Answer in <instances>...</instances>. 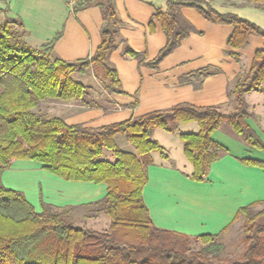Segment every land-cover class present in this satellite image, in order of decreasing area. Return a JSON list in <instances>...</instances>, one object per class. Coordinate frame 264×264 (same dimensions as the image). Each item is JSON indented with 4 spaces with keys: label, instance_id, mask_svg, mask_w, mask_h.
<instances>
[{
    "label": "trees",
    "instance_id": "trees-1",
    "mask_svg": "<svg viewBox=\"0 0 264 264\" xmlns=\"http://www.w3.org/2000/svg\"><path fill=\"white\" fill-rule=\"evenodd\" d=\"M210 1L167 0L164 12L155 11L149 28L152 31V20L160 24L165 45L152 60L133 51L121 37L122 22L114 0H79L73 6L74 13L97 7L102 19L97 49L87 59L74 62L53 55L62 33L32 49L25 42L22 22L8 17L7 7L0 9V264H264V210L254 211L264 202L248 204L236 212L232 222L239 218L244 222L243 251L236 260L220 259L223 245L217 241L232 223L219 234L198 237L160 230L153 225L142 199L151 154L165 158L160 146L151 140L155 129L173 132L179 124H197V133L178 135L195 182H204L211 166L228 154L211 139L223 127L247 147L264 153V143L246 122L249 113L244 99L251 92L264 93V45L255 52L249 70L234 79L228 92L235 104L230 114L216 107L197 109L182 104L89 129L67 125L59 117L38 111L45 101L99 107L90 95L91 88L74 81V74L87 76L91 72L107 95H122L116 69L109 62L111 53L122 44L123 57L158 69L193 32L180 14L182 8L196 11L209 23L232 28L226 39V55L234 61L239 60L236 51L247 46L249 37L264 39V30L234 14L218 13ZM246 1L264 10V0ZM216 73L204 68L188 79H195V87H199ZM117 136H126L136 153L120 151L115 144ZM105 151L113 152V162L103 159ZM15 160L39 163L64 181L105 184V196L85 209L87 216H107L108 229L97 232L76 226L73 208L56 209L41 202V212H35L21 192L2 184L3 172ZM239 162L264 170V162ZM192 241H200L202 246L193 250Z\"/></svg>",
    "mask_w": 264,
    "mask_h": 264
},
{
    "label": "crops",
    "instance_id": "crops-1",
    "mask_svg": "<svg viewBox=\"0 0 264 264\" xmlns=\"http://www.w3.org/2000/svg\"><path fill=\"white\" fill-rule=\"evenodd\" d=\"M1 1L0 9L5 5L9 16L22 22L25 42L32 49H39L62 33L53 55L74 62L90 57L100 44L102 19L97 7L74 13L65 0ZM166 1L114 0L122 22L121 37L133 51L145 53L147 60L154 59L165 45L160 24L152 20L151 31L149 23L155 11H165ZM210 4L220 14H234L264 30V10L246 0H212ZM180 14L193 32L158 69L151 70L123 57L121 44L111 53L109 62L116 69L123 94H106L103 104L96 101L99 104L96 108L63 103L65 110L59 118L67 125L97 129L182 104L197 109L216 107L223 114L233 113L235 104L228 92L234 87L235 77L249 70L264 39L249 37L247 46L236 51L239 60L234 61L226 55L230 26L209 23L189 8H182ZM204 68L217 73L195 87L198 82L188 78ZM88 75L80 76L88 78ZM90 78L97 83L92 73ZM79 83L87 86L83 79ZM244 99L249 113L246 122L264 143V93L251 92ZM198 131L196 123L179 124L173 132L153 131L151 140L160 146L165 158L156 152L151 154L152 164L146 168L147 182L142 190L153 225L189 237L219 234L232 223L239 208L264 202V170L239 162L241 159L264 162V153L247 147L226 127L215 131L211 139L228 154L211 166L204 182L190 178L193 168L184 156L178 135ZM115 144L120 151L136 153L126 136H117ZM103 159L113 162V152L105 151ZM1 181L6 188L21 192L38 213L42 202L56 209L73 208L74 216L106 194L105 184L64 181L46 171L43 165L26 160L13 161L3 172ZM82 216L77 222L80 227L93 231L99 227L101 232L108 229L109 219L104 214L91 217L83 212Z\"/></svg>",
    "mask_w": 264,
    "mask_h": 264
},
{
    "label": "rangeland",
    "instance_id": "rangeland-1",
    "mask_svg": "<svg viewBox=\"0 0 264 264\" xmlns=\"http://www.w3.org/2000/svg\"><path fill=\"white\" fill-rule=\"evenodd\" d=\"M1 2L2 1L0 0V3ZM68 2H71V1H68ZM74 3L75 2L72 0L71 5H70L71 8H73ZM3 6H4L3 9H5L6 8L5 5ZM0 7H2V5H0ZM8 17H10L9 14H8ZM90 74L91 72H89L88 78L81 77L78 74H74L72 75V79L76 82H80L83 79L87 87L91 88L90 90L91 97L95 101H97L99 104H103L106 99V93L104 92L103 87L101 85L92 81V79L90 78ZM62 104L63 103L58 102V101H45L40 105L38 111L44 114L45 116L60 117L63 111L65 110L61 106ZM72 104H76V103H72ZM259 210H264V204L259 205L254 209L255 212ZM83 212H86V211H80L76 215H74V221H75L76 226H79L77 222L82 219L81 217H83L82 216ZM243 225H244L243 219L239 218L235 222H232L230 227L217 239V241L223 245V251L220 255V259H236L237 260L240 258L242 251H243V244L241 241L242 235H243ZM95 230H97L98 232H101L99 227L98 228L96 227ZM201 246L202 244L200 241H192L191 243V249L193 250H198Z\"/></svg>",
    "mask_w": 264,
    "mask_h": 264
},
{
    "label": "built area",
    "instance_id": "built-area-1",
    "mask_svg": "<svg viewBox=\"0 0 264 264\" xmlns=\"http://www.w3.org/2000/svg\"><path fill=\"white\" fill-rule=\"evenodd\" d=\"M66 2H67V4L68 5H71V2H72V0H65ZM68 1H71V2H68ZM75 3H74V5L79 1V0H73Z\"/></svg>",
    "mask_w": 264,
    "mask_h": 264
}]
</instances>
